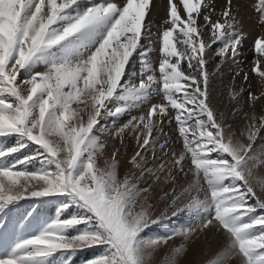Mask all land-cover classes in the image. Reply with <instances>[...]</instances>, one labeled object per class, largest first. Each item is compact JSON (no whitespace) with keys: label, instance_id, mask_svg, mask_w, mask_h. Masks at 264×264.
I'll list each match as a JSON object with an SVG mask.
<instances>
[{"label":"snow or ice","instance_id":"snow-or-ice-1","mask_svg":"<svg viewBox=\"0 0 264 264\" xmlns=\"http://www.w3.org/2000/svg\"><path fill=\"white\" fill-rule=\"evenodd\" d=\"M180 4L0 0V264H264V114L212 99L264 35L256 95L241 0Z\"/></svg>","mask_w":264,"mask_h":264},{"label":"rangeland","instance_id":"rangeland-1","mask_svg":"<svg viewBox=\"0 0 264 264\" xmlns=\"http://www.w3.org/2000/svg\"><path fill=\"white\" fill-rule=\"evenodd\" d=\"M215 2L217 5V11H219L220 8L223 6L225 0H215ZM241 2L243 5L242 15L244 19V31L245 33H247V38L244 43L243 58L240 60L239 70L241 72V76L245 71L249 72L251 91L256 95H259L260 94V88L258 87L259 81L257 77L251 73L250 69L253 67V61L255 56L253 50L254 41L257 39V37L264 35V25H261L258 22L259 14L256 13L253 8V5L257 2V0H241ZM177 3L180 7L181 15L184 16L185 13L183 11L182 4H180V0H177ZM153 4L154 7L150 12L149 19L153 22L154 25L153 32L156 33L157 28L160 27L163 20L166 18L167 0H153ZM38 70H43V69H38ZM228 71L231 72L232 69H229ZM231 83H233V81L231 80V77L227 74H225L221 78H218L213 83L212 99L214 106L225 111L226 114H230L236 111L238 108L241 109L243 112L254 111L257 115L264 114V97H261L259 100L255 101L252 106H250V103L248 101V91H247L248 85L244 83L240 77H236L235 84L237 85V87L243 84V86L246 89V91L243 93L242 103L240 105H237L234 101H231L229 98V87H228ZM73 107H76V105H73ZM133 114H137V113L134 112ZM128 119H130V116L125 114L120 118L119 123L123 124L127 122ZM230 122H233L234 126L237 128H242L245 124L243 116L240 115L239 113L237 114V118L235 119V121L230 120ZM262 135H264V132H262ZM128 143H129V156H130L132 154L131 149L134 146V141H129ZM21 203L24 202L22 201ZM160 210H162V208ZM48 215L54 218V212L49 211ZM179 242H180L179 240L176 241L177 244H179ZM170 247L171 244L169 245V247H165L160 250V252L155 257V264H159V262L164 257L165 253L169 251ZM203 248H204L203 239L196 241L193 244V249L198 250L200 252L199 255L200 264H204L205 261H208L210 258H212L213 250L215 249V244H213L210 247V249L207 251L206 254L203 253ZM97 251L98 250H87L78 253L77 256L74 258L73 264H83L85 259L95 256L97 254ZM181 264H183V261L181 262Z\"/></svg>","mask_w":264,"mask_h":264},{"label":"bare ground","instance_id":"bare-ground-1","mask_svg":"<svg viewBox=\"0 0 264 264\" xmlns=\"http://www.w3.org/2000/svg\"><path fill=\"white\" fill-rule=\"evenodd\" d=\"M156 2V1H155ZM155 4V3H154Z\"/></svg>","mask_w":264,"mask_h":264}]
</instances>
